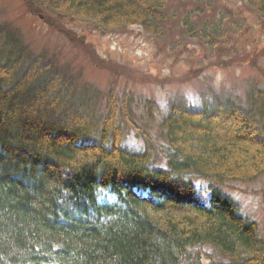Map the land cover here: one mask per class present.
<instances>
[{
  "label": "trees",
  "instance_id": "trees-1",
  "mask_svg": "<svg viewBox=\"0 0 264 264\" xmlns=\"http://www.w3.org/2000/svg\"><path fill=\"white\" fill-rule=\"evenodd\" d=\"M170 1L24 0L154 37ZM243 2L264 20V0ZM199 94V106L169 100L158 142L153 101L80 84L0 21V264H264L256 221L223 189L264 174V84ZM130 131L139 151L124 143ZM206 244L225 259H205Z\"/></svg>",
  "mask_w": 264,
  "mask_h": 264
},
{
  "label": "rangeland",
  "instance_id": "rangeland-1",
  "mask_svg": "<svg viewBox=\"0 0 264 264\" xmlns=\"http://www.w3.org/2000/svg\"><path fill=\"white\" fill-rule=\"evenodd\" d=\"M161 13L162 35L154 37L138 25L101 32L28 7L24 0H0V21L18 29L33 53L54 58L60 69L102 94L113 87L153 101L159 110L152 122L158 142L164 141L159 122L172 97L199 106V93L207 87L243 95L252 81L264 84V20L243 0H171ZM124 143L134 152L141 148L133 131ZM195 182L202 191L208 183ZM223 189L240 214L256 221L264 240V174L225 180ZM201 251L205 259H225L211 245Z\"/></svg>",
  "mask_w": 264,
  "mask_h": 264
}]
</instances>
